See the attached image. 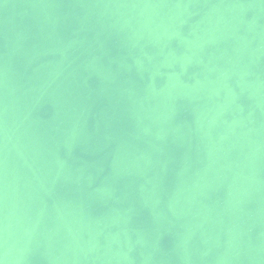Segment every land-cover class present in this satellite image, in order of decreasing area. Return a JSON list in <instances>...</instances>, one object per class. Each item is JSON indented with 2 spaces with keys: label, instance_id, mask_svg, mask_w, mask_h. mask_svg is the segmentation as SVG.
<instances>
[{
  "label": "water",
  "instance_id": "obj_1",
  "mask_svg": "<svg viewBox=\"0 0 264 264\" xmlns=\"http://www.w3.org/2000/svg\"><path fill=\"white\" fill-rule=\"evenodd\" d=\"M0 264H264V0H0Z\"/></svg>",
  "mask_w": 264,
  "mask_h": 264
}]
</instances>
